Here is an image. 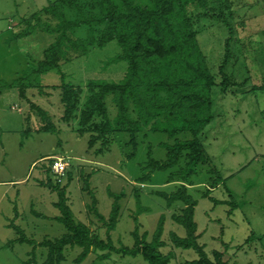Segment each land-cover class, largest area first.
Listing matches in <instances>:
<instances>
[{"label": "rangeland", "instance_id": "rangeland-1", "mask_svg": "<svg viewBox=\"0 0 264 264\" xmlns=\"http://www.w3.org/2000/svg\"><path fill=\"white\" fill-rule=\"evenodd\" d=\"M56 1L0 0V240L7 244L16 236L6 227L8 221L20 226L26 237L36 242L66 233L65 227L54 219L59 214L54 205L59 197L46 186L50 182L66 186L67 203L76 221L86 223L103 239L110 234L114 245L132 246L134 228L146 232V240L150 241L163 217L161 239L165 245L160 251L171 254L168 264H185V260L198 258L193 249L175 248L170 242L171 231L185 235L184 228L171 220V214L179 212L182 205L167 207L165 199L153 192L169 194L174 190V183L166 182L172 170L154 171L149 179L139 181L150 170L145 168L149 156L161 160L165 151L160 144L173 143V139L164 132L142 131L137 135L135 155L128 158L133 149L126 145L127 133H116L109 148L101 150L98 143L88 146V134L76 133V119L69 123L60 119L63 108L57 85L61 81L84 86L89 79L113 82L122 79L127 63L108 62L120 52L115 41L103 47H89L85 54L71 50L67 60H60V71L53 69L28 79L32 85L26 88V97L46 111L57 129L33 130L44 123L41 116L19 96L17 86L9 85L36 65L53 36L41 27L26 38L17 39L13 35L29 27L26 20L31 16ZM79 1L87 13L95 12L89 0ZM219 4L215 13L218 15L221 9L228 26L206 10L197 9L191 14L193 29L215 84L213 120L199 135L208 161L198 164L196 173L188 178L192 184L188 193L197 200L194 220L200 233L198 243L210 258L213 250H220L227 264H264V88H259L264 82V0H221ZM64 9L68 17L75 18L73 10ZM30 22L34 24L33 20ZM71 36L85 39L87 27L77 29ZM226 52L229 61L221 71ZM39 89L44 93L39 94ZM106 102L113 115L110 97ZM26 125L30 131L24 136ZM57 158L67 165L64 175L47 174L45 170ZM86 175L97 201L96 208L105 218L114 200L108 191L123 194L116 226L108 233L106 223L87 208L92 198L82 190ZM214 181L217 184L212 187ZM207 189L209 197L218 202L202 196ZM32 210L46 217H38ZM3 248L0 245V264H21L34 258L28 256L32 247L27 243L14 244L8 250ZM79 252L77 246L68 247L61 264H145L141 255L115 252L106 259H98L96 253H102L99 250L75 263L73 259ZM35 253L37 261L31 264H41L46 250L37 248Z\"/></svg>", "mask_w": 264, "mask_h": 264}, {"label": "trees", "instance_id": "trees-1", "mask_svg": "<svg viewBox=\"0 0 264 264\" xmlns=\"http://www.w3.org/2000/svg\"><path fill=\"white\" fill-rule=\"evenodd\" d=\"M221 0H89L93 13H87L79 0H58L44 7L39 13L26 20L29 27L16 31L13 38H26L41 27L45 32L52 34L53 40L42 50V57L36 60L23 76L15 79L9 86H17L19 96L26 99L29 108L41 116L42 125L34 127L38 132H55L57 129L50 116L38 104L25 95L26 88L32 85L28 80L31 76L44 74L50 70H59L61 59H68L71 50L85 54L88 48L103 47L115 41L120 52L111 57L108 62L125 61V73L118 82L102 79H89L84 86L74 85L61 81L59 97L62 104L60 119L69 123L76 119L75 131L79 135L88 134V146L100 144L101 150L108 149L115 139L116 133L128 134L127 146H132V152L127 155L132 158L137 150V135L147 132H164L173 143H161L165 154L161 160L149 156L145 168L147 174L139 177L142 183L149 179L154 171H168L167 183H174L171 193L153 191L166 201L170 207L180 203L179 212L171 214V220L181 225L185 235L180 236L171 231L169 238L175 248L193 249L198 258L185 260V264H227L223 259V252L213 250L212 258L204 251L203 245L198 243V226L194 220V211L197 200L188 193V186L192 185L188 178L196 173L198 164L208 161L207 153L199 139V135L213 120L212 88L214 77L207 65L206 58L197 40V32L193 29L191 14L197 9L212 12L211 15L229 21L224 14L216 15ZM64 8L75 12V18L68 17ZM214 12V14H213ZM42 16V18H41ZM200 14H197V18ZM87 27V37L76 39L72 33L81 27ZM232 33V29H229ZM228 45V39L227 43ZM229 52H226L221 65L223 71L229 61ZM60 71V70H59ZM61 78L63 74L61 73ZM259 88H264V82ZM39 89V94H42ZM110 97L115 113L110 114L106 99ZM28 118V119H27ZM29 117H26L28 122ZM30 131L29 125L24 129V136ZM187 134L184 138L179 135ZM149 154V152H148ZM53 160V159H52ZM45 170L52 174L51 165ZM215 172L214 169H212ZM84 176L82 190L91 195L92 202L87 205L89 211L97 215L98 219L106 223V232L113 230L119 216V199L123 196L108 191L114 200L108 218L100 214L96 208V198ZM219 178V176H218ZM217 182L212 183V187ZM58 194V201L54 203L59 214L54 219L66 229L62 236L40 242L29 239L23 229L9 222L7 224L15 238L10 240L6 247L14 243H27L32 247L28 252L33 260L23 261L21 264L35 263L36 249L46 250L41 264H61L65 259V249L77 246L80 252L73 259L75 263L82 262L90 252L97 250L96 258L106 259L112 252L121 255H141L145 264H168L171 254H162L160 248L165 245L161 239L163 220L160 218L150 241L146 240L147 233H140L137 228L131 231L133 245H114L110 234L106 239L93 232L86 223L76 221L65 195L66 186L46 183ZM204 197H209L208 189ZM138 197V196H137ZM14 210L15 207H14ZM38 217L45 218L42 213L32 210ZM17 218V217H16ZM253 237V235H252ZM248 237L246 241H248ZM226 248V243L223 244Z\"/></svg>", "mask_w": 264, "mask_h": 264}, {"label": "built area", "instance_id": "built-area-1", "mask_svg": "<svg viewBox=\"0 0 264 264\" xmlns=\"http://www.w3.org/2000/svg\"><path fill=\"white\" fill-rule=\"evenodd\" d=\"M66 166L62 158H57L51 165V171L55 176H62L65 173Z\"/></svg>", "mask_w": 264, "mask_h": 264}, {"label": "crops", "instance_id": "crops-1", "mask_svg": "<svg viewBox=\"0 0 264 264\" xmlns=\"http://www.w3.org/2000/svg\"><path fill=\"white\" fill-rule=\"evenodd\" d=\"M10 185H12L13 186V184L11 183ZM37 213H40V212H37ZM15 216H17V214H15ZM9 220V219H8ZM9 222V221H8ZM8 222H6L7 224H8ZM6 225V224H5ZM6 227H8L7 225H6ZM10 227H8V229H9ZM11 229V228H10ZM12 230V229H11ZM13 231V230H12ZM14 232V231H13ZM14 244H19V243H14ZM14 244L12 245V247L14 246ZM0 245H1V248H2V246H4V248H6L7 250L9 249V247H6V244L4 243V241H1L0 240ZM3 248V249H4Z\"/></svg>", "mask_w": 264, "mask_h": 264}]
</instances>
